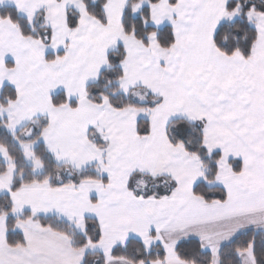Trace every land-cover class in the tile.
<instances>
[{
  "label": "snow or ice",
  "instance_id": "obj_1",
  "mask_svg": "<svg viewBox=\"0 0 264 264\" xmlns=\"http://www.w3.org/2000/svg\"><path fill=\"white\" fill-rule=\"evenodd\" d=\"M0 264H264V0H0Z\"/></svg>",
  "mask_w": 264,
  "mask_h": 264
}]
</instances>
